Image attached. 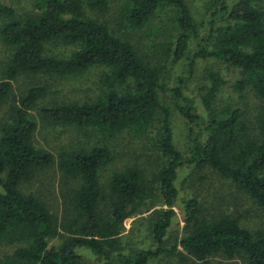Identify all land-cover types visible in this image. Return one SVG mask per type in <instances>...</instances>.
I'll return each instance as SVG.
<instances>
[{
    "label": "trees",
    "instance_id": "1",
    "mask_svg": "<svg viewBox=\"0 0 264 264\" xmlns=\"http://www.w3.org/2000/svg\"><path fill=\"white\" fill-rule=\"evenodd\" d=\"M109 7V0H35V12L18 17L13 7L0 3L4 19L0 35L12 49L0 78V108L13 99L0 135V174L4 175L0 178V247L14 246L10 254L0 256V264H81L78 247L124 264H149L179 247L205 263L221 255L229 259L240 256L245 264H264V228L252 232L227 214L203 216L195 198L184 208L187 234L173 247L165 245L176 215L177 171L185 164L213 168L264 208V3L217 0L210 12V33L200 36L186 0H125L119 25L126 32L142 30L162 12L175 14L172 23L178 34L171 57L184 59L186 64L171 90L189 124L187 155L175 145L172 110L160 98L162 67L153 65L131 41L88 15L89 10L104 13ZM218 20L224 23L217 25ZM193 38L198 39L194 51L190 49ZM55 42L77 48L69 57L60 58L47 52L48 45ZM207 56L242 70L236 92L250 89L263 103L254 124L240 108L227 105L217 111L213 101L224 83L217 73L209 74L211 87L202 97L207 120L199 114L195 100L184 93L197 59ZM95 65L108 68L100 79L103 90L99 96L89 102L54 103L40 109L47 122L89 128L102 135V140L90 147L59 156L64 172L80 181L73 195L75 218L59 223L44 202L20 188L38 170L56 161L52 153L37 147L34 139L38 122L32 110L47 89L34 85L15 96L13 83L21 75H73ZM125 131L150 140L161 162L152 180L136 165L114 171L108 183L111 209L106 216L100 209L106 197L100 172L115 158L108 141ZM155 188L165 205L151 226L155 246L132 255H114L126 220L148 203ZM62 231L67 237L51 245Z\"/></svg>",
    "mask_w": 264,
    "mask_h": 264
},
{
    "label": "rangeland",
    "instance_id": "2",
    "mask_svg": "<svg viewBox=\"0 0 264 264\" xmlns=\"http://www.w3.org/2000/svg\"><path fill=\"white\" fill-rule=\"evenodd\" d=\"M35 0H0V3L15 9L18 17H26L35 12ZM190 6L194 20L198 26L200 36H208L210 33V12L217 0H186ZM125 0H109L107 12L88 11V15L104 22L116 35L131 41L153 65L161 66V74L164 89L160 90L161 101L172 110V128L174 142L184 155L189 151L188 130L189 124L176 106V99L171 87L177 76L183 73L186 61H175L171 57L174 48L175 37L178 32L173 25L174 13H160L152 19L147 27L139 31L126 32L120 28V11ZM264 3V0H262ZM4 19L0 17V29ZM222 20L217 25L223 24ZM198 39H192L190 49L194 51ZM77 47L75 45L55 42L49 44L47 52L60 58L69 57ZM12 49L6 45L0 35V78L6 66ZM108 68L95 65L86 71L65 76L56 75H21L14 80L13 95L17 96L34 85H43L47 94L42 97L32 110L34 118L38 122V130L35 134L37 147L52 153L55 163L40 169L35 176L21 184V190L26 194H34L54 213L59 223L71 221L75 218L73 208V195L80 185V181L68 176L59 165V156L64 151H72L82 147H90L102 140V135L89 128L79 129L72 125H57L43 120L40 109L54 103H82L94 100L102 93L100 82L102 74ZM217 73L223 79L213 105L217 111L230 105L242 109L252 124L263 106L262 101L250 89L239 94L235 90L236 82L242 77V70L214 56L198 58L193 76L184 85V93L195 100L199 114L207 120L209 114L203 106L202 97L209 91L211 83L209 74ZM13 99H10L0 108V135L3 124L8 120L9 107ZM207 132V131H205ZM207 136V133H205ZM108 144L113 149L114 160L104 167L101 174V182L106 191V197L100 205L103 215H108L111 209L110 190L108 183L114 171L125 169L129 166H139L152 180L157 167L160 165V154L153 148L150 140L135 138L125 131L117 135ZM4 175L0 174V178ZM176 187L178 198L175 204L176 215L168 228L165 236V245L173 247L187 234V226L184 216L186 202L197 199L201 204V215L227 214L238 219L240 224L252 232L264 228V208L258 205L246 191L239 188L231 179L224 177L209 166H197L185 164L178 168ZM156 185V184H155ZM1 189V187H0ZM165 207L160 190L155 188L154 194L148 203L133 213L125 222V228L120 235L118 252L132 255L147 248L155 246L151 231L152 222L158 210ZM67 237L64 231L51 240V245L60 244ZM14 246L0 247V256L10 254ZM78 253L82 257L81 264H124L120 261L109 262L104 257L94 254L90 249L78 247ZM181 251V252H180ZM182 248L175 253H164L149 264H245L238 256L226 258L218 255L210 258L208 263L197 261L187 255Z\"/></svg>",
    "mask_w": 264,
    "mask_h": 264
}]
</instances>
